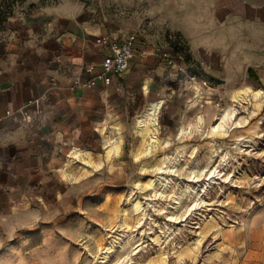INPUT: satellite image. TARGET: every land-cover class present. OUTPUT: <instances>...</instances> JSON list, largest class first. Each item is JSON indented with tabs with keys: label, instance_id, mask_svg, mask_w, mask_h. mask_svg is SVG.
Returning <instances> with one entry per match:
<instances>
[{
	"label": "rangeland",
	"instance_id": "obj_1",
	"mask_svg": "<svg viewBox=\"0 0 264 264\" xmlns=\"http://www.w3.org/2000/svg\"><path fill=\"white\" fill-rule=\"evenodd\" d=\"M243 1L252 10L248 36L243 22H238L241 17L227 20L225 12L217 10L218 28L212 33L217 32L221 44L210 52L211 62L202 54L191 66L186 40L179 39L180 51L173 49L171 41L174 27L193 33L205 28L211 33L214 16L207 13L195 21L201 9L195 0L13 3L7 20L0 23V33H9L10 38H27L29 24L38 15L73 7L80 18L112 32L138 35L160 52L172 51L184 72L178 71L180 82L167 116H162L161 104L157 137L150 146V137H139L135 127L149 105L128 118L119 106L114 111L124 116L123 124L121 117L109 116L96 126L99 137H75V145L50 183L36 184L14 220L0 222V264H149L161 257L166 264H264V260L249 259L254 252L263 258L264 252V236L260 243L249 240L253 232L264 234V0ZM248 68L254 70L257 81L248 76ZM245 88L263 91L256 113L250 97L235 98ZM223 110L235 111V116L224 129L210 133ZM199 118L202 124L197 132ZM115 128L118 133H109ZM105 134L120 145L112 168L104 148ZM74 148L91 162H75L73 171L81 176L78 183L63 173ZM225 153L233 165L208 184V172ZM94 163L101 164V169H94ZM211 217L220 232L207 228ZM199 233L203 238L197 246L192 243ZM105 255L101 263L99 257Z\"/></svg>",
	"mask_w": 264,
	"mask_h": 264
},
{
	"label": "crops",
	"instance_id": "obj_2",
	"mask_svg": "<svg viewBox=\"0 0 264 264\" xmlns=\"http://www.w3.org/2000/svg\"><path fill=\"white\" fill-rule=\"evenodd\" d=\"M195 2L201 7L195 21L207 13L215 21L214 25L211 23L210 34L205 28L193 33L184 27H174V32L189 46L188 66L190 62H199L202 54L211 62L210 52L221 44L217 32L212 33L218 28L217 10L225 12L227 20L241 17L238 22H243L245 35L253 22L251 6L243 0ZM76 14L72 7L38 15L29 24L27 38H10L9 33L7 36L0 33V222L14 220L20 207L26 206L32 197L29 190L33 192L36 184L50 183L51 175L75 145V137H99L96 126L109 116L121 117L123 124L124 116L114 111L119 106L125 109L128 118L162 99V116H167L168 103L179 86L176 68L169 67L156 55L159 50L152 49L136 35L137 55L123 75L112 77L109 85L97 83L89 89H69L72 79H89L99 71L106 50L94 44L96 37L108 36L119 41L131 34L112 32L103 24ZM166 52L175 60L172 51ZM210 76L216 78L213 73ZM52 81L56 86H51ZM41 96L45 99L38 104L30 102ZM263 236L261 231L253 232L249 240L260 243ZM262 254L259 259L254 252L249 259L264 260Z\"/></svg>",
	"mask_w": 264,
	"mask_h": 264
},
{
	"label": "bare ground",
	"instance_id": "obj_3",
	"mask_svg": "<svg viewBox=\"0 0 264 264\" xmlns=\"http://www.w3.org/2000/svg\"><path fill=\"white\" fill-rule=\"evenodd\" d=\"M241 97H244V98L250 97L251 98V100L253 101V112L254 113H256L260 110V108L262 106V102H263V91L261 89H258L256 91L250 90L248 88L241 89V90L237 91L235 98H237L236 100H238ZM162 103H163L162 99H158L154 102H151L149 104L148 108L141 115H139L136 119V126H135L136 127V133L139 137H145V136L150 137L148 146H150V140H151V142H155L156 137H157L156 127L158 124V122H157L158 121V114H159V110H160ZM234 112L235 111L231 112L229 110H223L222 113L218 114V116L216 117V120H215L216 122H215V124H213L210 133H213L218 128L224 129L227 125L228 120L233 117ZM201 124H202V120H201V118H199V123H198V125L195 126V129L197 132L200 131ZM112 132L118 133L119 130L117 128H115V129H112L109 133H112ZM179 132L183 134V133H185V130H179ZM103 137H104L103 142L105 145L104 148L106 149V157H108V167L112 168L114 158L117 155V153H119L118 151L120 150V148H119L120 145L117 144L116 142H114V140L108 138L109 135H107V134L103 135ZM105 137H107V138H105ZM250 140H252V139H250ZM148 149L149 150L147 152L149 154L150 148H148ZM213 152H215V150H213ZM76 161H85V163H88V164H91V162L85 160L83 152L80 151L79 149L74 148L70 152L69 159L67 161V164L65 165L66 166L65 169H63L64 170L63 173L66 175V177H69L73 182L78 183L79 180L81 179V176H79L77 173H75V171H73V168H75L74 165H75ZM232 165L233 164L230 163V161H229V153L223 154L222 156H220V163H218V165L214 166L212 168V170H210L208 172V174H207L208 177L206 179V182L208 184L212 183L215 180L214 179L215 175L219 176L221 173V170L222 171H224V169L227 170ZM93 166H94L93 167L94 169H98V170L101 169V164H99V163H97V164L94 163ZM143 170L145 171L146 169L143 168ZM89 173H91V171H89ZM245 174H243V175H245ZM243 178H245V177H243ZM238 179H242V177H239ZM262 179H264V176L262 177ZM209 181H211V182H209ZM215 222L216 221H214V218L211 217L209 220L207 228L208 229H210V228L216 229L218 225L215 224ZM216 232H220V230L217 228ZM158 238L159 237H157L156 239H158ZM202 238H203V235L201 233H199V237L197 239H195V241L192 244L197 245V246L200 245ZM192 244H190V246L187 247V250L190 249ZM109 249L110 248H107L106 251H108ZM106 251L102 252V253L105 254ZM181 255H182L181 253L178 254V257H180ZM99 258L102 259L101 263H104L105 261H103V259H107V255H105L103 258L102 257H99ZM149 264H166V259H165V257L156 258V259L151 260Z\"/></svg>",
	"mask_w": 264,
	"mask_h": 264
},
{
	"label": "built area",
	"instance_id": "obj_4",
	"mask_svg": "<svg viewBox=\"0 0 264 264\" xmlns=\"http://www.w3.org/2000/svg\"><path fill=\"white\" fill-rule=\"evenodd\" d=\"M137 38L134 34H129L123 40H112L108 36H98L94 40V44L106 50V55L103 57L99 71L89 79H81L79 77L72 79L68 88L73 90L76 88L89 89L96 86L97 83L109 85L112 77L123 75L129 68L132 60L137 55L136 51ZM143 57H147L145 53H141ZM159 56L169 67L176 68L177 71L184 72V69L177 67V64L168 52H160L156 54ZM87 73H91L88 70ZM51 86H56L52 81ZM45 99L41 96L30 102L38 104L39 101Z\"/></svg>",
	"mask_w": 264,
	"mask_h": 264
},
{
	"label": "trees",
	"instance_id": "obj_5",
	"mask_svg": "<svg viewBox=\"0 0 264 264\" xmlns=\"http://www.w3.org/2000/svg\"><path fill=\"white\" fill-rule=\"evenodd\" d=\"M16 0H2L0 2V23H2L3 21L7 20L8 16L11 13V7L13 5V3ZM8 10V12H7ZM174 41H171L172 47L175 51H180L182 47H180V43H179V34H175L174 35ZM191 72H193V70H191ZM248 76L254 80L257 81V78L255 76V72L253 69L248 68L247 70ZM218 84L220 83V81H216Z\"/></svg>",
	"mask_w": 264,
	"mask_h": 264
}]
</instances>
